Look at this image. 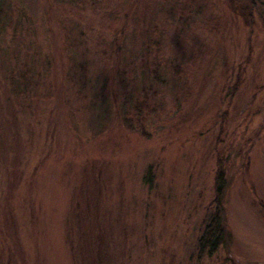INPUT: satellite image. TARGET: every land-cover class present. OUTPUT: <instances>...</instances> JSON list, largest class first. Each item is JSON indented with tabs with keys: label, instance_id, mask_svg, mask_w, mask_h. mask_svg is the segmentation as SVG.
Wrapping results in <instances>:
<instances>
[{
	"label": "rangeland",
	"instance_id": "1",
	"mask_svg": "<svg viewBox=\"0 0 264 264\" xmlns=\"http://www.w3.org/2000/svg\"><path fill=\"white\" fill-rule=\"evenodd\" d=\"M250 1L0 0V264H264Z\"/></svg>",
	"mask_w": 264,
	"mask_h": 264
},
{
	"label": "trees",
	"instance_id": "2",
	"mask_svg": "<svg viewBox=\"0 0 264 264\" xmlns=\"http://www.w3.org/2000/svg\"><path fill=\"white\" fill-rule=\"evenodd\" d=\"M252 1V0H251ZM250 1V2H251ZM8 4V3H7ZM238 84V81L236 85ZM233 92L235 91L233 87ZM224 173L222 171L221 164H217V171L215 175V190H214V201H213V211L210 217V221L206 224L203 234L199 240L198 245V255L200 258L205 254L214 253L223 241V223L221 220L222 211V198L224 189Z\"/></svg>",
	"mask_w": 264,
	"mask_h": 264
}]
</instances>
